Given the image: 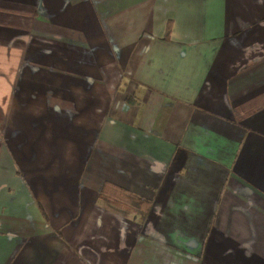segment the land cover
<instances>
[{"label": "crops", "instance_id": "obj_1", "mask_svg": "<svg viewBox=\"0 0 264 264\" xmlns=\"http://www.w3.org/2000/svg\"><path fill=\"white\" fill-rule=\"evenodd\" d=\"M0 264H264V0H0Z\"/></svg>", "mask_w": 264, "mask_h": 264}, {"label": "trees", "instance_id": "obj_2", "mask_svg": "<svg viewBox=\"0 0 264 264\" xmlns=\"http://www.w3.org/2000/svg\"><path fill=\"white\" fill-rule=\"evenodd\" d=\"M104 193L109 196V192H110V184H105L104 188H103ZM124 195H123V200L125 199L126 195L128 194V191H126L125 189H123Z\"/></svg>", "mask_w": 264, "mask_h": 264}]
</instances>
